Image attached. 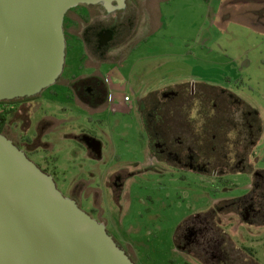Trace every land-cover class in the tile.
<instances>
[{"label": "rangeland", "instance_id": "374dc122", "mask_svg": "<svg viewBox=\"0 0 264 264\" xmlns=\"http://www.w3.org/2000/svg\"><path fill=\"white\" fill-rule=\"evenodd\" d=\"M136 1L129 0L128 9L134 39L112 52L126 57L123 64H108L101 69L103 77L113 85L109 95L114 101L88 110L78 105L75 96L64 97L61 83L53 86L59 87L51 93L55 97L47 95L49 89L43 91V109L34 111L33 106L27 113L31 112L34 120L46 114L44 121H33L28 135L34 133L33 127L40 129L47 145L38 148L39 154L31 159L54 169L59 189L68 197L78 198L84 210L94 212L93 216L106 224L137 264H202L203 256L213 264L214 231L220 233L234 264H264V215L259 216L257 224H249L241 213L244 199L249 197L245 195L254 189L253 184H261L254 197L264 203V31L250 32L238 25L247 19L243 4L230 7L232 16L228 21L219 17L212 25V18L201 9V0ZM77 20L79 27L72 28L73 35L67 42L64 77L91 73V65L82 59L86 53L84 41L73 37L82 36L85 28L82 18ZM228 23L230 27L226 28ZM202 36H210L211 49L201 45ZM169 87L185 94L192 93L191 88L206 87L235 97L237 107L226 106L223 112H229L225 126L241 132L237 141L234 130L225 132L227 147L237 152L234 167L217 169L209 165L195 170L173 159L163 160L153 152L152 131L142 113L146 108L136 101L145 100L151 93L161 106L167 96L160 92ZM125 94L135 101L133 109H113L111 106L124 103ZM187 98L190 104L183 110L184 118L179 111L177 119L170 120L176 133L170 137L184 139L188 133L184 125H189L200 141L202 126L217 124L220 115L197 96L188 94ZM72 116L75 118L69 119ZM62 119L67 124L59 126ZM17 125L24 130L21 122ZM212 128L210 131L215 130ZM67 133L76 136L67 137ZM81 133L104 141L101 159L86 157L78 141ZM210 139L205 137L203 142ZM188 142L184 150H199L192 141ZM181 146H173V150L184 147ZM186 160L201 163L199 159ZM214 212H221L216 215L222 219L217 224L213 223ZM193 225L202 230L189 245L184 235Z\"/></svg>", "mask_w": 264, "mask_h": 264}, {"label": "water", "instance_id": "95a60500", "mask_svg": "<svg viewBox=\"0 0 264 264\" xmlns=\"http://www.w3.org/2000/svg\"><path fill=\"white\" fill-rule=\"evenodd\" d=\"M126 0H0V101L56 83L67 55L66 12ZM0 264H137L51 174L0 133Z\"/></svg>", "mask_w": 264, "mask_h": 264}, {"label": "flooded vegetation", "instance_id": "af4514ba", "mask_svg": "<svg viewBox=\"0 0 264 264\" xmlns=\"http://www.w3.org/2000/svg\"><path fill=\"white\" fill-rule=\"evenodd\" d=\"M138 2V0L136 1ZM92 7H96L93 5H78L74 8H77L74 11V8L69 9L64 17V29H65V35L66 40L68 42V39L73 35V29H77L79 27V21L77 20V17L82 18L85 28L83 31L82 36L76 37L78 39H81L84 41L85 47H86V53L84 54L82 59H85L87 63H89L91 73L89 74H82L80 76L73 75L71 77H64V70L61 74V76L58 78L55 84L52 86L46 88L49 89L47 91V95L51 96L52 91H58V88L53 87L54 85H57L60 83L64 85L63 92L64 97L73 99V96H75V101H77L78 105L80 107L90 109H98L103 104H110V95L109 90L113 86L111 83L107 81L105 77H103V74L101 72V69L106 65H122L124 62V59L126 57H119L118 53L113 54V51H116L117 49H121L122 46L126 45L128 39H134V30L131 26V20L130 16L132 13L128 12L129 9V0H126V4L122 8H116L113 10H109L105 8L102 5H98L100 9H92ZM72 11V12H70ZM131 11V9H130ZM133 11V9H132ZM75 12V13H74ZM131 46L129 51L131 50ZM128 51V52H129ZM65 68V66H64ZM128 82H132V79H128ZM133 83V82H132ZM55 88V89H51ZM119 88L123 89V86H120ZM45 89V90H46ZM206 87L192 90V93H188L190 95L197 96L204 105H209L213 108H215L219 115H220V121L215 124V122L212 124L211 127H208L207 125H203V134L200 137V141L194 136L192 133V127L187 125L186 129L188 130V133H186V136L184 139L177 141L176 137H170L174 132V126H172V122L170 120L177 119L176 115L179 113V111L182 112L184 118L183 110L190 104L189 99L187 98L188 94L185 92L178 91L177 89L172 88H166L163 91L160 92L163 97L167 96V99L165 101H162V104L160 106V102H155V99L151 96V93L147 95V98L144 100V98L137 99L138 106L142 107L144 106L146 108V112H142L143 115L147 116V121L150 124V129L152 131V148L153 152L161 159L168 160L172 162V159L176 161V163L180 165H186L187 167H190L192 169L197 170V168L201 167L208 168V166H213L214 168L220 169L222 167H234L238 163L237 159V152L234 149H229L226 145L227 142V136H225V132L227 129L234 130V140L237 141V138L241 134V132L234 128H227L225 125L227 124V114H224L223 112H226V109H233L234 107H237L238 102H236V99L233 95L227 94L224 92L219 93V91L207 89ZM43 90V91H45ZM39 93L38 95H35L37 97H34L31 100H23L20 102L19 109L15 113V115L10 119V122L6 125V133L5 135L10 138L19 148L25 151V153L28 155L29 158H32V156H36L39 154L40 148H46V142L42 141L43 133H40V129L38 128L34 129V133L31 135H28L29 129L32 127L33 121H44V114L43 116H37L38 120H34L30 115H28V109L30 107H35L34 111L43 109L42 101L45 100L42 96V93ZM193 91L195 93H193ZM211 92V93H210ZM51 94V95H50ZM57 96L56 94H53L52 97ZM151 96V97H150ZM47 97V96H46ZM192 97V96H191ZM53 102V100H50ZM28 104V105H27ZM15 104L10 103L8 104V108H13ZM111 106V105H110ZM167 106V107H166ZM227 106V107H226ZM234 106V107H233ZM112 107V106H111ZM226 107V109H225ZM124 110H131L132 107H128L127 105H123L121 107ZM114 109V108H113ZM141 110V108H140ZM181 115V113H180ZM75 118V116L70 117ZM90 118V117H89ZM182 122L184 120L181 119ZM63 122L60 123L59 126H63L67 124V121L62 119ZM18 122H21V125H23L24 130L20 129L18 127ZM251 126H254L253 122L250 123ZM178 126V125H177ZM212 127H215V130L210 131L213 129ZM218 127V130L216 128ZM55 128V127H54ZM54 128L49 131L50 133L53 132ZM43 129V127H42ZM190 130V132H189ZM24 131V132H23ZM218 132H221L220 139L216 140ZM46 133V134H50ZM67 137H75V134H66ZM205 137H208L210 140L203 142V139ZM170 139V140H169ZM80 140V143L85 148V154L86 157H92V159L97 160L101 159L103 157L102 148L104 146V141L100 140L99 138L95 137L94 135H88L85 133H81L78 137V141ZM188 141H192V143L196 144L198 146L199 150H196L193 153L187 152V150H184L186 148V143ZM210 143V145H205V143ZM234 142V141H233ZM189 143V142H188ZM234 144V143H233ZM177 150H173L176 147ZM45 146V147H44ZM174 146V148H173ZM234 146V145H233ZM215 147H219L218 151L215 152ZM39 148V149H38ZM187 149V148H186ZM191 150V148H189ZM38 153V154H37ZM232 154V155H231ZM210 155H212V160L209 161ZM189 157L190 159H199L201 160V163H189L186 158ZM185 159V160H184ZM210 163H209V162ZM35 162V161H34ZM205 162V163H204ZM240 163H242L239 160ZM36 163V162H35ZM208 165H207V164ZM42 170L47 172L48 174L54 175L55 171L54 169H48L47 167L43 166L42 164L39 165L36 163ZM202 168V169H204ZM257 173V172H256ZM54 177V176H53ZM55 179V178H54ZM56 181V180H55ZM259 187H261V184H253L252 185V191H250L245 197L249 196L248 198L244 199V205L243 210H241V213L243 214V219L247 221L249 224H254L258 222L259 216L264 215V203L262 200L257 199L254 197L255 191L258 192ZM262 189L264 190V184H262ZM253 194V195H252ZM252 195V196H251ZM71 198L75 199L79 205L82 207L81 202L76 198L74 195H70ZM244 197V198H245ZM235 203V201H234ZM227 204V203H225ZM229 204V203H228ZM230 205H227V207ZM233 207V206H232ZM224 208V207H222ZM239 209V206H237ZM235 209V207H234ZM235 211V210H234ZM88 212V211H87ZM89 213L93 216L92 213L89 211ZM221 215L213 213L212 217L217 219L218 221H215L213 219V223L217 224L218 222L222 221L220 217L216 218L217 216ZM94 217V216H93ZM96 218V217H95ZM233 218V217H231ZM99 219V217L97 218ZM104 223V222H103ZM106 225V224H105ZM215 227V226H214ZM213 227V229H214ZM219 228V227H218ZM212 229V230H213ZM190 232L188 234H185L184 237L187 241V244H191V241L193 240V237H196L200 232L201 228L196 227L195 225L191 226L189 228ZM220 230H222L220 228ZM207 233V232H206ZM215 236H213V251H211V256L213 259V264H234V258L231 255V252L228 248L224 247L222 240L219 238L220 233H216V231L213 232ZM249 254H246L248 257ZM202 264H209L205 261V257L203 256L201 258Z\"/></svg>", "mask_w": 264, "mask_h": 264}, {"label": "crops", "instance_id": "0c3cea01", "mask_svg": "<svg viewBox=\"0 0 264 264\" xmlns=\"http://www.w3.org/2000/svg\"><path fill=\"white\" fill-rule=\"evenodd\" d=\"M171 0H168V3ZM201 9L203 10L204 14H207L208 17L212 18V25H215V20L219 17H222L224 20H229L231 15L230 7H233L237 4H243L244 6L243 13L246 15L247 19H244V24H242V20L240 22V26L247 29L248 31H256L262 32L264 31V0H201ZM216 6V7H215ZM148 8V4L146 6ZM220 15V16H219ZM226 28H229V23L224 25ZM203 40L201 45L206 49H211L208 46V40L210 36H202ZM213 53V52H212ZM210 52V55H212ZM131 97V96H130ZM135 101L131 97V100L128 103H123L121 106H112L114 109H118L122 107L124 104L128 107H134L133 103ZM137 102V101H136Z\"/></svg>", "mask_w": 264, "mask_h": 264}, {"label": "trees", "instance_id": "16d2710c", "mask_svg": "<svg viewBox=\"0 0 264 264\" xmlns=\"http://www.w3.org/2000/svg\"><path fill=\"white\" fill-rule=\"evenodd\" d=\"M37 97V96H34ZM34 97H25L19 98L15 100H3L0 101V133H6V125L10 122V119L15 115L17 110L19 109L20 102L23 100H31ZM14 103L13 108H8V104Z\"/></svg>", "mask_w": 264, "mask_h": 264}, {"label": "built area", "instance_id": "2783aa9c", "mask_svg": "<svg viewBox=\"0 0 264 264\" xmlns=\"http://www.w3.org/2000/svg\"><path fill=\"white\" fill-rule=\"evenodd\" d=\"M112 100H113V98L110 97V101H112ZM130 100H131L130 95L129 94H125L124 95V102L128 103Z\"/></svg>", "mask_w": 264, "mask_h": 264}]
</instances>
